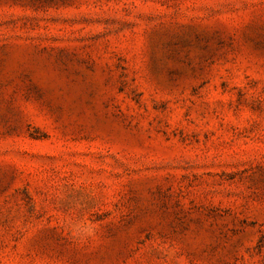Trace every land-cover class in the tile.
<instances>
[{
  "label": "rangeland",
  "instance_id": "rangeland-1",
  "mask_svg": "<svg viewBox=\"0 0 264 264\" xmlns=\"http://www.w3.org/2000/svg\"><path fill=\"white\" fill-rule=\"evenodd\" d=\"M0 264H264V0H0Z\"/></svg>",
  "mask_w": 264,
  "mask_h": 264
}]
</instances>
